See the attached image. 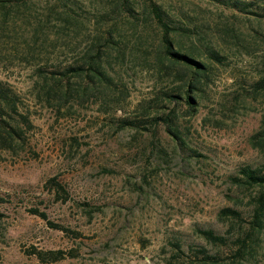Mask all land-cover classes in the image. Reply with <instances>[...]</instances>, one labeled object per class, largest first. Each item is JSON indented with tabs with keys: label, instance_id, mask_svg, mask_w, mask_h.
I'll list each match as a JSON object with an SVG mask.
<instances>
[{
	"label": "rangeland",
	"instance_id": "rangeland-1",
	"mask_svg": "<svg viewBox=\"0 0 264 264\" xmlns=\"http://www.w3.org/2000/svg\"><path fill=\"white\" fill-rule=\"evenodd\" d=\"M0 1V79L31 123L23 148L0 149V264H264V225L250 228L263 189L230 181L240 166L264 163V147L251 140L264 100L250 94L264 75V16L207 0H154L178 29L175 49L199 60L207 47L224 56L196 113L177 110L184 139L177 144L162 126L154 133L112 123L143 106L150 111L177 80L175 68L165 71L157 59L159 31L142 11L145 0H127L131 15L119 9L121 0ZM108 31L123 51L105 47L103 58L126 88L120 108L112 101L117 89L59 106L42 101L36 68L74 63ZM50 177L65 199L46 185ZM225 208L240 218L222 215ZM204 230L224 240H209ZM58 250L63 258L55 261L38 256Z\"/></svg>",
	"mask_w": 264,
	"mask_h": 264
},
{
	"label": "trees",
	"instance_id": "trees-1",
	"mask_svg": "<svg viewBox=\"0 0 264 264\" xmlns=\"http://www.w3.org/2000/svg\"><path fill=\"white\" fill-rule=\"evenodd\" d=\"M207 1L238 12L264 16L261 13L264 7L260 5V0ZM9 2H13V0H9ZM1 6H6V3L0 1ZM118 6L123 13L127 15L130 13L131 15L133 8L127 0H121ZM257 9L259 12L256 11ZM142 11L145 12L147 18L156 24L159 31L158 48L156 50L159 63L165 71L175 68L177 80L171 89L158 92L154 102L149 104L150 111L148 106H143L138 115L118 116L112 123L116 129L130 128L139 132L151 131L154 133L158 126H162L170 138L180 144L184 140L178 128V120L182 118V115L177 110L184 105L185 115L191 116L196 113L198 98L211 80V68L214 63L223 64L224 56L213 48L207 47L205 48L206 60H199L194 57L191 51L186 53L175 49L176 35L173 33L178 29L170 24L171 20L162 7L154 0H145ZM114 43L111 40V33L108 31V35L104 37L103 41L96 37V40L89 45L88 50L74 63L53 65L51 69H45L43 65H39L35 72L42 80V101L50 106H59L70 100L89 101L95 91L113 92L114 89H117L116 97L112 101H115L116 107L114 109H119L118 102L127 97V91L125 87L118 86L104 65L103 59L106 53L105 47L116 49L120 56L123 54L121 49L115 48ZM73 79H77V81L72 82ZM250 94H260L264 100V75L259 76L252 83ZM118 98H121V100H118ZM21 104L22 101L17 92L7 82L0 79V149L9 151L15 148H23L26 143L24 138L27 130L31 127V123L26 114L20 111ZM162 104L167 107V110H161ZM139 106H141V103L137 105V107ZM251 140L254 145L258 144L264 147V116L259 130L251 136ZM230 181L233 185L242 189H250L254 186L263 189L255 199L250 227L253 232L260 230L264 225V163L257 167L240 166L235 175H230ZM46 185L50 189H54L56 196L65 199V190L54 177H50L46 181ZM30 210L31 213L38 214L46 219L45 212L36 208ZM220 213L224 216L240 218L239 212L231 208L222 209ZM1 217L2 213L0 212ZM49 224L52 223L49 222ZM52 226L58 229L63 228L54 224ZM202 234L212 241L224 240V237L214 234L211 230H204ZM195 252L199 253L202 258H210L204 253V249H196ZM38 256L43 260L55 261L63 258V252L60 250L39 251Z\"/></svg>",
	"mask_w": 264,
	"mask_h": 264
}]
</instances>
